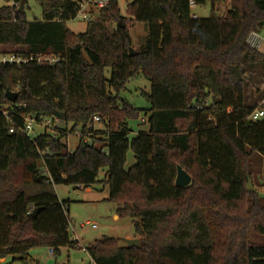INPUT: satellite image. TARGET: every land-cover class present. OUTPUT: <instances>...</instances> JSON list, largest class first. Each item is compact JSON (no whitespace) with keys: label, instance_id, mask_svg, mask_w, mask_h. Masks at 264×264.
Masks as SVG:
<instances>
[{"label":"trees","instance_id":"trees-1","mask_svg":"<svg viewBox=\"0 0 264 264\" xmlns=\"http://www.w3.org/2000/svg\"><path fill=\"white\" fill-rule=\"evenodd\" d=\"M10 1L0 9V47L62 60L0 65V264H29L37 247L58 254L78 246L55 187L96 183L141 238L138 246L96 241L86 248L95 264H264V241L252 235L264 236V197L245 196L244 160L264 157V117L250 119L264 100V54L248 43L264 29V0H230L223 15L210 0L204 18L189 0H132L130 26L110 0L79 34L66 25L78 0H36L42 20L28 18L29 0ZM134 23L148 34L132 55ZM140 75L151 83L148 109L121 97ZM4 110L19 124L32 114L60 125L33 139L11 133ZM142 113L148 130L132 135ZM78 129L93 133L92 144L70 150ZM129 150L135 163L126 169ZM17 164L21 174L12 172ZM178 166L196 180L177 186Z\"/></svg>","mask_w":264,"mask_h":264},{"label":"rangeland","instance_id":"rangeland-1","mask_svg":"<svg viewBox=\"0 0 264 264\" xmlns=\"http://www.w3.org/2000/svg\"><path fill=\"white\" fill-rule=\"evenodd\" d=\"M132 0H119L121 13L126 18L127 25L132 24V20L127 16L126 6ZM10 0H0V9L5 6H11ZM231 7L230 0H216V14L223 15ZM212 11L211 1L206 0L204 4H197L192 8V14L198 18L210 16ZM93 18L98 10L93 9ZM26 13L30 20L43 19L42 8L36 0H29ZM67 27L75 34L82 33L87 28V21L81 17H77L67 22ZM134 50H139L146 41L148 29L146 24L134 23L130 29ZM264 35V29L261 31ZM264 48V42L260 50ZM10 48L1 46L0 50H8ZM259 50V49H258ZM264 89V86H263ZM151 90V83L143 76H137L132 79L122 92L121 97L129 103L135 105L139 109H148L150 103L147 100L144 92L149 93ZM145 115L142 113L137 121L131 122L134 128V134L138 130H148V125L143 122ZM60 125L57 122L55 126ZM99 128L104 125L97 123ZM70 150H74L79 144V135L74 132L70 134L66 140ZM244 160L248 162L249 172L245 182V196L248 192H253L256 195L264 197V157L256 152H252L249 157ZM135 163V158L132 150L127 154V163L125 168H130ZM244 163V165H247ZM13 173H22V167L17 164L12 169ZM105 179V171L99 175V180ZM196 178L193 175L192 181ZM56 192L61 201H66L69 204V236L72 240H78V246L74 248H62L60 253L51 254L48 247H37L31 252V261L29 264H95L86 248L96 243L102 238L116 237L125 241L126 238H137L140 240L141 236L137 235L133 220L130 216L122 214L118 210V205L109 199V188L101 183H96L91 187L85 188L84 186L76 187L73 185H57ZM89 221L90 224L82 225V222ZM92 224H95L94 227ZM253 237L257 241H264V236L253 232ZM35 255V256H34ZM38 259V260H37ZM5 260L1 259L0 263Z\"/></svg>","mask_w":264,"mask_h":264},{"label":"built area","instance_id":"built-area-1","mask_svg":"<svg viewBox=\"0 0 264 264\" xmlns=\"http://www.w3.org/2000/svg\"><path fill=\"white\" fill-rule=\"evenodd\" d=\"M110 0H78L77 6V17H81L85 21H90L93 19V9L98 10L106 6ZM191 8L196 7L197 3L195 0H189ZM11 5H14L13 3ZM17 5V4H16ZM264 42V37L261 33L253 31L251 32L248 43L252 48L259 49ZM261 52V51H260ZM62 60V56L57 54H44V55H35L29 54L24 55L20 53H16L13 51H3L0 50V65H11V66H24L30 63H35L38 66H54ZM3 114L7 116V118L11 121L9 131L11 133L16 131L18 128L21 132L29 136L30 138H35L40 134H44L47 132H53V128L56 123L59 122L56 119L54 122L51 118H40L38 119L35 115L28 114L22 117V124L16 123L14 119L8 116L7 112L4 110ZM264 117V100L260 103L259 107L255 109L250 115V119L256 121L260 120ZM146 116L143 117V122H146ZM95 123H100L101 118L99 116L94 117ZM79 135V143L83 141L84 144H92V137L94 136L92 132L82 133L80 129L74 132ZM68 207L65 206V209ZM90 224L89 221L82 222V225ZM94 227L95 224H92ZM51 253L53 251L51 250Z\"/></svg>","mask_w":264,"mask_h":264},{"label":"water","instance_id":"water-1","mask_svg":"<svg viewBox=\"0 0 264 264\" xmlns=\"http://www.w3.org/2000/svg\"><path fill=\"white\" fill-rule=\"evenodd\" d=\"M27 0H24L23 2H21V7H24L25 5V2ZM137 51L134 50L132 47L130 48V54H136ZM191 176L190 174L184 169L182 168L181 166H178V174H177V178H176V185L177 186H187L191 183ZM126 243L129 245V246H138L139 245V239L137 238H126L125 239Z\"/></svg>","mask_w":264,"mask_h":264},{"label":"crops","instance_id":"crops-1","mask_svg":"<svg viewBox=\"0 0 264 264\" xmlns=\"http://www.w3.org/2000/svg\"><path fill=\"white\" fill-rule=\"evenodd\" d=\"M263 37H264V35H263ZM261 51V53H263L264 54V48L262 49V50H260ZM69 204H68V212H70V209H69ZM49 249V248H48ZM49 252L51 253V250L49 249ZM52 254V253H51ZM35 256V255H34ZM38 260V259H37Z\"/></svg>","mask_w":264,"mask_h":264}]
</instances>
